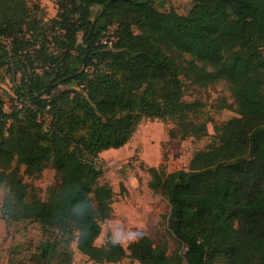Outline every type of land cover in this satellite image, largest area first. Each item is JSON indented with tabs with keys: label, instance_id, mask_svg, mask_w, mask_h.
<instances>
[{
	"label": "trees",
	"instance_id": "trees-1",
	"mask_svg": "<svg viewBox=\"0 0 264 264\" xmlns=\"http://www.w3.org/2000/svg\"><path fill=\"white\" fill-rule=\"evenodd\" d=\"M192 2L180 15L155 0H56L47 19L26 0H0V36L9 39L8 48L0 42V68L16 64L12 101L24 100L10 112L0 100V169L10 170L15 157L29 171L51 165L60 179L51 204L22 202L12 170L9 192L47 236L75 230L78 250L96 262L128 252L139 264H264V0ZM110 27L108 47L101 40ZM181 78L223 79L237 112L215 127L218 144L196 152L187 170L149 169L183 253L167 254L148 236L127 247L113 239L95 245L110 197L99 183V153L122 147L143 117L173 121L171 137L203 133L196 102L182 99ZM9 212L5 203L0 221ZM36 249L19 264L59 258L51 239ZM60 264H70L69 256Z\"/></svg>",
	"mask_w": 264,
	"mask_h": 264
},
{
	"label": "rangeland",
	"instance_id": "rangeland-1",
	"mask_svg": "<svg viewBox=\"0 0 264 264\" xmlns=\"http://www.w3.org/2000/svg\"><path fill=\"white\" fill-rule=\"evenodd\" d=\"M26 1L29 6H35L37 17L42 13H53L57 9L56 0ZM155 5L164 11L174 10L180 15H185L192 8L193 2L155 0ZM79 39L81 40V35ZM52 47H49V51H55ZM20 76L15 63L0 68V100L6 112H10L14 107L15 102L13 103L12 99L16 98L14 90L19 85ZM181 82L182 99L197 104V116L194 118L197 124L203 126V133L200 136L189 135L185 138L171 137L169 131L174 127L173 121L143 117L122 147L99 153L95 159L102 167L99 183L108 186L110 197L108 212L100 221L101 232L95 240V245L104 246L109 239H113L127 247L140 237L148 236L154 246L163 247L167 254L183 253L184 248L176 242L167 226V198L149 186V169L154 167L166 174L187 170L196 152L218 144L215 127L237 116V112L234 97L223 79L208 84H197L181 78ZM42 123L45 128L48 119ZM10 170L14 171V180H19L23 188L22 202L52 203L51 192L58 190L60 179L58 172L51 165L39 172L29 171L15 157ZM10 170L0 169V218L5 203L10 210V218L0 221V264H19L23 258H33L34 252L37 251L36 246L47 239L56 243L59 256L50 264H60L63 255L69 256L70 264H139L128 252L127 256L118 262H96L90 259L78 250L75 230L53 229L52 236H47L39 222L24 217L21 202L9 192L7 178ZM16 213L18 219H11ZM141 226H145L147 231H139ZM32 240H35L33 250L30 247Z\"/></svg>",
	"mask_w": 264,
	"mask_h": 264
},
{
	"label": "built area",
	"instance_id": "built-area-1",
	"mask_svg": "<svg viewBox=\"0 0 264 264\" xmlns=\"http://www.w3.org/2000/svg\"><path fill=\"white\" fill-rule=\"evenodd\" d=\"M113 32H114V27H110L108 29V31L105 33V37L102 38L101 43L110 47L112 42L115 41V38L113 36ZM0 42L3 43L5 47H7V48L9 47V39L0 36ZM22 102H24L23 98H19V99L15 100V104L18 107H21Z\"/></svg>",
	"mask_w": 264,
	"mask_h": 264
},
{
	"label": "crops",
	"instance_id": "crops-1",
	"mask_svg": "<svg viewBox=\"0 0 264 264\" xmlns=\"http://www.w3.org/2000/svg\"><path fill=\"white\" fill-rule=\"evenodd\" d=\"M56 7H57V5H56ZM56 12H57V9L54 10L53 13L51 12L50 14H46V18H47V19L53 18V17L56 15Z\"/></svg>",
	"mask_w": 264,
	"mask_h": 264
},
{
	"label": "clouds",
	"instance_id": "clouds-1",
	"mask_svg": "<svg viewBox=\"0 0 264 264\" xmlns=\"http://www.w3.org/2000/svg\"><path fill=\"white\" fill-rule=\"evenodd\" d=\"M139 231H143V232H146L147 231V228L145 226H141L140 230ZM139 231L137 234H139Z\"/></svg>",
	"mask_w": 264,
	"mask_h": 264
}]
</instances>
